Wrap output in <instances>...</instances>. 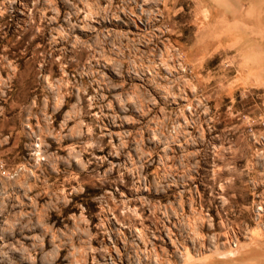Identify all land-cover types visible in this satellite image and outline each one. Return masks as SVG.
Returning a JSON list of instances; mask_svg holds the SVG:
<instances>
[{
  "label": "rangeland",
  "instance_id": "1",
  "mask_svg": "<svg viewBox=\"0 0 264 264\" xmlns=\"http://www.w3.org/2000/svg\"><path fill=\"white\" fill-rule=\"evenodd\" d=\"M261 47L264 0H0V264H264Z\"/></svg>",
  "mask_w": 264,
  "mask_h": 264
},
{
  "label": "crops",
  "instance_id": "2",
  "mask_svg": "<svg viewBox=\"0 0 264 264\" xmlns=\"http://www.w3.org/2000/svg\"><path fill=\"white\" fill-rule=\"evenodd\" d=\"M254 45V43H253ZM252 45V46H253ZM251 45L247 46L250 47ZM251 46V47H252ZM262 53L264 54V49L261 47ZM264 61L261 62L260 58L257 56V52L256 54L254 53V51L251 53H246V55H244V59L242 62V66H244L246 68V71L248 72L247 74H258L259 73V69L261 68V70L263 71L262 74H264ZM262 66V67H261Z\"/></svg>",
  "mask_w": 264,
  "mask_h": 264
}]
</instances>
